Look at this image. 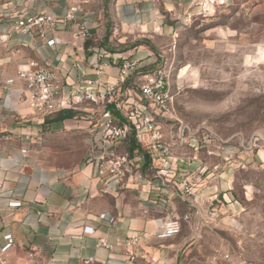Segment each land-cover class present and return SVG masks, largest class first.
Here are the masks:
<instances>
[{"label":"crops","instance_id":"1","mask_svg":"<svg viewBox=\"0 0 264 264\" xmlns=\"http://www.w3.org/2000/svg\"><path fill=\"white\" fill-rule=\"evenodd\" d=\"M100 1L102 13L95 5L86 9L93 40H75L71 27L58 26L53 33L58 43L52 48L36 38L14 34L0 42V246L3 235L10 233L15 242L13 259H27L31 253L28 260L37 264H170L188 239L180 234L168 240L155 237L160 222L169 214L182 217L190 210L187 200L175 194L173 187L155 191L147 183L136 187L132 179L123 183L96 179L94 163L88 160L96 146H101L102 138L93 125L104 109L123 121L115 105L95 107L92 101L80 102L75 96L74 101L80 103L72 110L76 113L73 118L59 120L57 114L41 118L29 109L25 85L15 77L18 63L33 60L55 71L65 97L70 91L78 94L85 81L94 79L108 85L120 83L123 91L131 89L130 78L120 82L122 59L128 58V52H120V47L129 38L136 41L146 32L166 27L160 10L175 20L191 9L190 0ZM103 3L109 6L108 15ZM64 8L65 0H37L33 7L56 16ZM8 33L9 26L0 23V34ZM97 49L108 53L103 63L97 64ZM132 49L131 59H143L139 53L144 49ZM13 51H18L14 57L10 55ZM80 140L88 146L82 159L72 151ZM112 149L127 153L125 141L103 148ZM130 157L147 179L160 184L151 175V167L145 175L143 157L137 150ZM228 176L206 180L197 192L202 197L218 196L217 214L231 207L223 184ZM153 197L164 200V208L154 205ZM8 200L20 201L22 206L9 209ZM206 217V208L198 207L190 221L182 224L204 225ZM86 227L93 229L92 234H83ZM132 231L140 236L134 262L126 259L122 246Z\"/></svg>","mask_w":264,"mask_h":264},{"label":"rangeland","instance_id":"2","mask_svg":"<svg viewBox=\"0 0 264 264\" xmlns=\"http://www.w3.org/2000/svg\"><path fill=\"white\" fill-rule=\"evenodd\" d=\"M189 3V12L175 20L160 10L166 27L129 38L119 49L128 59L133 47L144 49L142 72L161 68L168 76L173 116L192 128L205 126L239 156L223 165L231 207L215 218L207 214L204 225L182 224L179 237L188 239L170 264H223L213 260L221 253L264 264V0ZM103 7L108 15V4ZM92 102L102 106L103 95ZM87 148L80 140L72 151L82 159ZM11 263L37 264L22 256Z\"/></svg>","mask_w":264,"mask_h":264},{"label":"built area","instance_id":"3","mask_svg":"<svg viewBox=\"0 0 264 264\" xmlns=\"http://www.w3.org/2000/svg\"><path fill=\"white\" fill-rule=\"evenodd\" d=\"M36 2L37 0H0V23L9 26L8 34H0V42L5 43L14 34L36 38L46 47L52 48L58 43L53 36L58 26L71 27L75 40L86 42L94 39L88 26L86 9L92 5L100 9V0H65L64 12L57 16L36 11L33 9ZM101 11L100 9L99 12L102 13ZM96 51L97 64L108 59L105 50ZM17 53L18 51H13L10 55L14 57ZM143 70L142 59L123 58L120 82L130 78L131 89L123 91L120 83L108 85L94 79L85 81V87L78 94L74 95L70 91L69 97L64 96L62 83L55 71L49 66L42 67L36 61L18 63L15 77L25 85V100L29 109L41 118L65 110H76L77 103L94 101L100 94L103 95L104 103L115 105L123 121L113 117L109 110L100 112L93 129L100 134L102 144L96 146L88 162L94 163L96 179L100 182L110 180L123 183L132 179L136 187L147 183L155 191L174 188L175 194L185 198L190 207L189 212L182 217L169 214L160 222L155 232L158 240H168L180 234L182 222L190 221L193 209L204 207L211 218L217 216L218 196L202 197L197 192L205 185L206 180L220 179L223 165L232 160L237 161L239 156L236 147L228 146L227 141L205 126L192 128L176 119L171 113L172 97L166 72L161 68L150 73H143ZM12 82V79L7 81L4 89ZM75 96H78L80 102L74 101ZM131 134L146 151L151 163V175L160 180V184H153L147 179L139 167L134 165L128 153L103 150L104 145L119 144ZM248 151L253 153V146H249ZM97 152H100L99 156L95 155ZM21 153H26V150H21ZM212 159L218 161L211 163ZM151 201L157 207L164 208V200L153 197ZM21 206L22 203L17 200L7 202L9 209ZM92 232V228L83 229L85 235ZM139 237L136 231H132L122 243L126 259L130 262L136 260ZM3 241L0 246V264H12V250L15 247L13 236L6 233ZM32 257L33 254H27V259ZM213 260L223 264H252L247 260L234 261L229 253L217 254ZM84 264L94 263L86 261Z\"/></svg>","mask_w":264,"mask_h":264},{"label":"trees","instance_id":"4","mask_svg":"<svg viewBox=\"0 0 264 264\" xmlns=\"http://www.w3.org/2000/svg\"><path fill=\"white\" fill-rule=\"evenodd\" d=\"M124 84H126V83H124ZM121 90H122V87H121ZM55 114H57V118L59 120L71 119L76 115V113L72 110L61 111V112H57ZM125 144H126V152L128 154L132 155L133 152L137 150L142 155L143 161H144L143 171H145V175H146L148 173L149 167L151 165L150 159H149L146 151L136 141V139L134 138V136L132 134L126 138Z\"/></svg>","mask_w":264,"mask_h":264}]
</instances>
